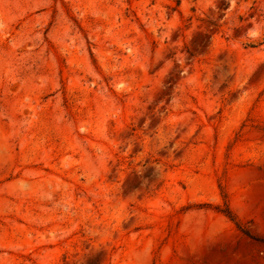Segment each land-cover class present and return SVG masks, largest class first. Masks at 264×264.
<instances>
[{
	"label": "rangeland",
	"instance_id": "rangeland-1",
	"mask_svg": "<svg viewBox=\"0 0 264 264\" xmlns=\"http://www.w3.org/2000/svg\"><path fill=\"white\" fill-rule=\"evenodd\" d=\"M0 264H264V0H0Z\"/></svg>",
	"mask_w": 264,
	"mask_h": 264
}]
</instances>
